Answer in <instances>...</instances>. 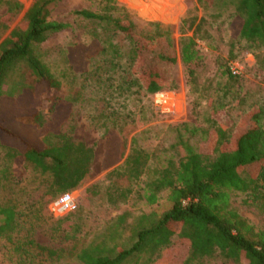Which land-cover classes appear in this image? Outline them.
Wrapping results in <instances>:
<instances>
[{
  "label": "trees",
  "instance_id": "16d2710c",
  "mask_svg": "<svg viewBox=\"0 0 264 264\" xmlns=\"http://www.w3.org/2000/svg\"><path fill=\"white\" fill-rule=\"evenodd\" d=\"M58 1L34 0L21 22L7 32L21 4L16 0H0L6 5L0 16V159L3 162L0 181L10 178L7 173L14 162L30 163L48 177L45 194L51 196L77 188L88 174L94 156L91 147L74 140L67 132L59 128L43 130L47 120L36 108L41 98L60 90L62 85L45 59L47 52L40 48L50 34L70 26L68 22L50 18ZM197 1L204 10L213 1L224 10L231 9L230 24L236 27L238 41L250 49L264 47V0ZM101 2L102 12L84 8L72 13L76 18L93 21L103 31L93 32L97 48L86 56H99L98 64L90 70L93 74L98 77L103 70L107 73L106 78L99 79L102 85L98 88L105 108L95 117L106 139V167L121 161L106 173L105 180L109 183L105 193L110 203L127 201L148 162L154 158L153 176L139 194L146 205L153 207L141 211L135 237L126 247L71 249L69 253L75 256V262L60 263L63 248L46 247L28 234L13 247L18 254L15 264L138 263L143 255L151 259L175 239L187 244L184 264L201 262L204 257L216 254L235 262L243 260L244 264H264V228L256 229L230 206L231 195L243 193L252 204L264 208V99L248 103V92L242 93L238 85L239 75L223 69L220 76L225 82L211 94L214 104L204 125L181 123L170 127L176 131L170 144L176 157L167 148L149 152L132 135L138 126L134 123L130 126L132 113L123 108L132 88L149 94L176 88L170 74L177 59L171 30L159 22H150L152 29L140 32L129 13L115 0ZM195 31L180 38V59L190 77L203 58L196 45ZM81 51L86 52L84 48L78 55L74 49L66 53L70 66L77 58L83 60ZM90 71H81L80 75H88ZM114 79L118 81L114 83ZM84 88L67 97L55 96L50 113L62 115L58 121L67 117ZM115 94L123 96V100L116 101ZM197 134L206 143L205 148L204 143L194 142ZM119 180L126 184L121 185ZM162 191L167 192L165 198ZM13 201L0 203V238L10 239L19 226L20 214ZM33 214L36 219V213L31 210L30 216ZM29 223V230H33V222ZM29 248L33 251L26 250Z\"/></svg>",
  "mask_w": 264,
  "mask_h": 264
},
{
  "label": "rangeland",
  "instance_id": "374dc122",
  "mask_svg": "<svg viewBox=\"0 0 264 264\" xmlns=\"http://www.w3.org/2000/svg\"><path fill=\"white\" fill-rule=\"evenodd\" d=\"M16 1L21 7L9 23L7 32L21 22L25 12L34 2ZM115 2L129 13L140 32L151 30L150 22H159L162 26L169 27L177 54L176 62L170 68L176 88L162 89L152 94L132 88V94L128 96L123 108L124 111L132 113L133 120L129 121L130 126L132 123L138 126L132 135H136L138 143L149 152L167 148L169 153L175 156L176 152L170 148V144L175 140L176 131L170 127L181 123L196 127L204 125V119L214 104L211 94L225 82L220 73L223 69L229 70L231 63H236L241 69L237 84L241 86L242 93L248 92L247 102L264 99V47L250 49L242 41H238L236 27L230 24L231 9L224 10L215 1L207 3L208 7L205 10L197 0H115ZM84 8L102 12L103 3L101 0H59L51 10L50 18L70 24L69 27L50 34L40 44L41 50L47 52L45 59L60 78L62 85L60 90L47 93L46 97L41 98L36 108L47 120L43 130L59 128L71 135L74 140L81 141L93 149L90 170L80 185L71 191L76 198L77 208L67 213L60 212L55 205L59 195L45 194L49 184L46 175L40 174L30 163L22 161L12 164L13 167L7 173L10 178L0 181V203L14 200L20 214V222L10 239L0 238V264H15L18 254L13 247L25 240L28 234L41 245L63 248L60 263L75 262V256L69 253L71 249L74 251L82 247L94 249L102 245L126 247L135 237L141 211H148L153 207L146 205L139 194L144 192L145 182L153 176L156 165L154 158L148 162L144 174L139 183L133 186V193L127 201L110 203L107 200L105 188L109 182L105 180L106 173L121 161L106 167V139L102 137V129L99 128L95 117L105 108L104 102L99 98L101 90L98 88L102 85L99 79L106 78L107 73L103 70L104 73L98 77L93 74L90 70L98 64L99 56L95 54L96 57L92 55V58L86 56L93 54L97 48L93 32L101 34L103 31L93 21L76 18L72 13L74 10ZM5 10V3H0V16ZM217 13L220 14L217 16ZM201 18L204 19L202 22ZM194 31L196 45L203 58L195 74L190 77L180 59L179 49L180 38L183 35L191 36ZM117 39L121 37L118 36ZM84 48L85 54L81 51L83 60L77 58L76 63H73L74 67L70 66L66 53L74 49L78 55ZM84 70L91 73L80 75ZM117 81L113 80L114 83ZM83 86L85 88L82 89L80 99L71 106L67 117L58 121L62 115L50 113L55 96L61 98L70 96ZM116 97V101L123 100V96ZM157 98L162 99V103L158 104ZM194 142H200L201 145L204 143L199 134L195 136ZM203 146L205 148L206 143ZM2 166L3 162L0 159V178ZM119 183L125 185L126 181L119 180ZM166 194V191L161 192L163 198ZM230 206L256 229L264 228V208L252 204L246 194H232ZM31 210L36 213V219L34 214L30 216ZM29 221L33 222V230H29ZM26 250L33 251L32 248ZM187 252V244L175 239L168 247L155 252L151 259L145 254L138 263L127 264H184ZM188 264H244V261L235 262L216 254L213 257H204L201 262L194 261Z\"/></svg>",
  "mask_w": 264,
  "mask_h": 264
},
{
  "label": "built area",
  "instance_id": "2783aa9c",
  "mask_svg": "<svg viewBox=\"0 0 264 264\" xmlns=\"http://www.w3.org/2000/svg\"><path fill=\"white\" fill-rule=\"evenodd\" d=\"M229 70L233 75H238L241 72L240 67L236 63H231L229 65ZM156 102L160 104L162 103V99L157 98ZM55 205L60 212L68 213L74 211L77 208V201L73 193L71 191H67L59 195Z\"/></svg>",
  "mask_w": 264,
  "mask_h": 264
}]
</instances>
